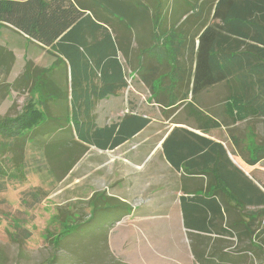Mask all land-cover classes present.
I'll use <instances>...</instances> for the list:
<instances>
[{
    "label": "crops",
    "instance_id": "1",
    "mask_svg": "<svg viewBox=\"0 0 264 264\" xmlns=\"http://www.w3.org/2000/svg\"><path fill=\"white\" fill-rule=\"evenodd\" d=\"M136 1L148 5L149 13L131 31L121 30L117 21H113L117 31L99 21L96 23L103 28L93 29V24L85 23L84 29L88 31H74L73 40L65 42L70 57L78 52V61L73 63L57 45L30 41L26 34L16 30L32 43V48L19 51L5 44L0 46L13 53L14 66L17 54H21L19 74L30 60L36 66L50 68L54 83L66 87L71 81V67L81 68L82 72L73 77L75 83L81 84V92L75 93V100L79 101L71 102L70 92L66 100L67 108L73 103L75 116L68 115L66 123L74 143L69 145L85 150L60 181L73 174L89 150L98 153L96 168L91 172L96 171L99 176L89 184L96 189L108 184L109 192H96L103 195V205L110 198L126 209L119 220L110 224L106 234V244L115 258L123 264L184 260L197 264L195 237L210 236L211 240L216 238L225 244L235 239L194 228L202 222L210 227V217L216 227H224L226 211L229 219L240 212L247 220L250 212L264 209V158L253 164L248 161L253 155L249 150L263 140V124L249 118L233 122L226 114L225 85L232 80L223 70L230 64L226 54L220 58L217 55L220 51H241L249 43L257 44L249 36L248 23L257 17L263 1L188 0L200 6L190 14L185 26L168 37L169 31H155L154 27H178L187 17L186 1ZM249 2L256 7L251 15ZM157 5H161L160 9ZM216 8L219 14L214 15ZM100 15L104 17L105 13ZM205 19L210 26L241 20L245 31L215 26V31L204 34L205 26L199 27ZM250 28L257 36L258 27ZM198 48L208 51L207 60L197 61ZM197 65L200 70L195 77ZM128 74L144 94L128 84ZM153 107L159 111L158 119L153 118ZM52 113L58 115L56 111ZM74 122L79 123L83 133H88L86 137L76 134ZM94 130L96 139L91 135ZM28 154L32 160L40 155L32 147ZM93 192L91 189L88 197ZM134 196H145L146 203L135 208L127 205L125 201ZM251 197L255 202L250 203ZM89 199L85 203L90 208Z\"/></svg>",
    "mask_w": 264,
    "mask_h": 264
},
{
    "label": "trees",
    "instance_id": "2",
    "mask_svg": "<svg viewBox=\"0 0 264 264\" xmlns=\"http://www.w3.org/2000/svg\"><path fill=\"white\" fill-rule=\"evenodd\" d=\"M185 1L187 17L178 27L173 24H170L169 28H166L165 25H156L154 30L169 31L168 37L172 31H179L185 26V23L192 17L190 14L195 13L197 6H200L196 1ZM262 1L258 18L255 16L248 23L249 36L257 44L249 43L247 46L244 45L241 51L227 53L220 51L221 53H217V55L220 58L221 55L226 54L227 64H230L226 65L225 70H223L231 76L232 80L225 85L227 97L224 108L226 114L230 116L233 122L246 118L254 123L262 121L264 129V0ZM160 7L161 5H157L156 8L160 9ZM253 10H256L255 4L249 2L248 12L250 15L253 14ZM102 12L105 13L104 17L100 15ZM146 13H149L148 5L136 0H0V24L26 34L30 41L44 46L57 45L60 52L68 55L72 63L74 60L78 61L79 55L76 52L74 57H70V49L65 42L73 40L74 31H88L84 29L85 23L88 26H90L89 23L93 24L95 26L93 29L96 27L103 28L102 25L96 23L99 21L111 31H117V27L113 24V21H117L121 30L131 31L136 24L143 22ZM217 14L219 12L216 8L214 15ZM206 22L207 19L202 21L199 27L205 26L204 34L208 31H215V26L220 29L227 28L230 31H234V29L245 31V27L240 26L241 20L233 19L223 25L214 24L212 26L207 25ZM250 26L254 29L258 27L257 36H255V31H251ZM104 29L109 31L107 28ZM110 42L112 41L110 40ZM213 55H210L211 59L214 57ZM208 57V51L198 48L197 61L207 60ZM14 60L13 53L0 46V73L3 76L8 75ZM50 70V68L36 66L28 60L14 81L3 86L6 91L8 87L22 89L26 93V98L21 109L15 114L0 117V154H8L10 157L8 165L11 169L20 172L21 169L24 170V163L32 147L39 151L38 159L41 158L40 164L44 170L48 171L56 181H60L85 150L81 146H72L74 143L70 141L71 131L66 123L68 115L71 118L75 116L73 103L67 108V95L70 92L71 102L73 99L75 102L79 101V99L75 100V93L81 92V84L75 83L73 77L75 78V74H80L82 70L80 67H71L72 77L69 87L54 83L49 74ZM199 70V65H197L195 77L199 74ZM195 84L196 80H194V86ZM52 111H56L58 115H54ZM49 119H52L53 122H48ZM74 128L78 136L86 137L88 135L87 132H82L79 123L74 122ZM91 135L96 139V130ZM69 142L72 145H69ZM249 153L253 154L248 159L251 164L264 158V137L263 140L254 145L252 150H249ZM29 158L32 159L30 156ZM5 171L0 164V176L6 175ZM37 171H42V168L38 167ZM247 182L255 189L257 188L250 180ZM262 186L264 187V184ZM0 189H3L2 185H0ZM108 200L107 205L104 206L103 195L94 193L88 200L90 210L87 220L70 222L71 225L65 226L56 235L51 236L53 244L59 246L61 242L70 241L72 243L71 238L75 240L78 238L87 239L88 236L81 233L80 228L86 226L94 216L98 220L105 221L108 217L106 215L110 214V224L119 220L121 215L126 212L125 207L119 201L112 203L114 199L109 198ZM252 202L255 200L251 197L250 203ZM208 207L211 208L212 206L208 205ZM58 211L61 213V208ZM112 211H114L113 215L111 214ZM212 213H214L213 210ZM70 214V217L67 215L64 217L71 219L72 213ZM226 215L227 220L224 227H216L215 222L210 217L207 222L210 227L202 222L200 226L194 228L201 232L223 234L235 239L230 244H225L216 238L211 240L210 236L199 235L195 237L193 251L197 264H237L236 260L239 261L243 253L252 252V244L257 240L261 243L258 242L260 248L255 251L256 261L260 251L264 253V209L263 211L250 212L247 215V220L242 218L240 212L232 215L230 219V214L227 211ZM107 230L108 228H106V232ZM104 241L106 243V235ZM236 244L240 246L234 250L235 252L228 250ZM225 248L227 250L224 251ZM53 261L54 257L46 264H53Z\"/></svg>",
    "mask_w": 264,
    "mask_h": 264
},
{
    "label": "rangeland",
    "instance_id": "3",
    "mask_svg": "<svg viewBox=\"0 0 264 264\" xmlns=\"http://www.w3.org/2000/svg\"><path fill=\"white\" fill-rule=\"evenodd\" d=\"M0 44L19 51L32 48L30 41L28 43L21 35L3 24H0ZM20 56L18 53L17 62L15 66L13 63L7 76L0 73V117L15 114L21 109L26 98L22 89H3L5 84H11L19 74ZM127 78L128 84L135 87L138 93L144 94L141 86L133 84L131 74H128ZM145 97L149 99V96ZM153 118H159L156 107H153ZM97 155L95 150H89L86 158L75 167L69 178L56 181L40 164L41 158L32 160L27 156L24 170L18 172L8 165L9 155L0 154V164L6 170V175L0 176V185L3 187L0 189V264H46L53 257V264H121L104 241L106 228H111L110 214L106 215L108 217L105 221L94 216L86 226L80 228L81 233L88 236L87 239L71 238L72 243L68 240L69 242H61L59 246H55L51 240L52 235L71 225L70 222L87 220L90 208L85 202L86 198L92 196L87 195L91 189L94 190L93 194L109 192L106 183L100 189L92 188L89 184L96 180V175L99 176L96 171L91 172V169L96 168ZM38 167L42 168V171H37ZM261 169L264 179V163L261 164ZM146 199L145 196H134L125 203L135 208L144 205ZM70 213L71 219L64 217H70ZM111 214L113 215L114 211ZM258 242L261 243L257 240L252 244V252L243 253L240 260H236L237 264H264L262 251L257 261L255 258V251L260 248ZM239 246L236 244L228 250L235 252ZM187 261L169 264H189Z\"/></svg>",
    "mask_w": 264,
    "mask_h": 264
}]
</instances>
